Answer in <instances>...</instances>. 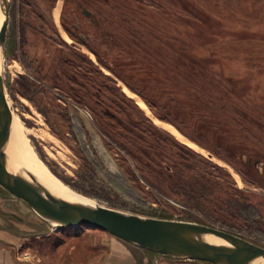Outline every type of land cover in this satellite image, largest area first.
Instances as JSON below:
<instances>
[{"label": "rangeland", "instance_id": "rangeland-1", "mask_svg": "<svg viewBox=\"0 0 264 264\" xmlns=\"http://www.w3.org/2000/svg\"><path fill=\"white\" fill-rule=\"evenodd\" d=\"M3 60L8 112L69 193L264 248V0H10ZM0 230L111 235L1 186ZM124 242L137 264H214Z\"/></svg>", "mask_w": 264, "mask_h": 264}, {"label": "water", "instance_id": "water-1", "mask_svg": "<svg viewBox=\"0 0 264 264\" xmlns=\"http://www.w3.org/2000/svg\"><path fill=\"white\" fill-rule=\"evenodd\" d=\"M10 0L0 4V186L25 201L57 230L86 226L108 232L140 248L174 258L214 264H264V248L239 236L200 223L157 219L102 206L88 198L53 195L23 164L15 169L8 154L10 127L2 87L5 20ZM6 107V110L4 111Z\"/></svg>", "mask_w": 264, "mask_h": 264}, {"label": "crops", "instance_id": "crops-1", "mask_svg": "<svg viewBox=\"0 0 264 264\" xmlns=\"http://www.w3.org/2000/svg\"><path fill=\"white\" fill-rule=\"evenodd\" d=\"M45 237L44 232L22 236L0 230V264H137L129 245L111 235L103 234L89 244L76 236L68 248L42 246ZM24 254L32 259L23 260Z\"/></svg>", "mask_w": 264, "mask_h": 264}, {"label": "bare ground", "instance_id": "bare-ground-1", "mask_svg": "<svg viewBox=\"0 0 264 264\" xmlns=\"http://www.w3.org/2000/svg\"><path fill=\"white\" fill-rule=\"evenodd\" d=\"M2 0H0L1 4ZM7 25V17L5 20V27ZM2 59V63H3ZM7 107V104H6ZM6 107L4 111L6 110ZM8 108V107H7ZM11 112V111H10ZM6 118L7 124L10 127V140L8 145V154L14 164L15 169H18L19 165L23 164L32 174H34L39 181L48 188V190L59 197H79L86 199L79 195L69 193L67 188L55 178L48 169L38 160L35 153L29 146L27 139L23 135V129L17 120V118L11 116L9 112H3Z\"/></svg>", "mask_w": 264, "mask_h": 264}, {"label": "built area", "instance_id": "built-area-1", "mask_svg": "<svg viewBox=\"0 0 264 264\" xmlns=\"http://www.w3.org/2000/svg\"><path fill=\"white\" fill-rule=\"evenodd\" d=\"M22 258H23V260H30V259H32V256L31 255H29V254H24L23 256H22Z\"/></svg>", "mask_w": 264, "mask_h": 264}]
</instances>
